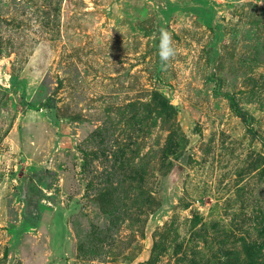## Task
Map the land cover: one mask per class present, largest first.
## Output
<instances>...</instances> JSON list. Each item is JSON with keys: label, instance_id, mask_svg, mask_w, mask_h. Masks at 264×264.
I'll list each match as a JSON object with an SVG mask.
<instances>
[{"label": "rangeland", "instance_id": "rangeland-1", "mask_svg": "<svg viewBox=\"0 0 264 264\" xmlns=\"http://www.w3.org/2000/svg\"><path fill=\"white\" fill-rule=\"evenodd\" d=\"M0 264H264V0H0Z\"/></svg>", "mask_w": 264, "mask_h": 264}, {"label": "clouds", "instance_id": "clouds-1", "mask_svg": "<svg viewBox=\"0 0 264 264\" xmlns=\"http://www.w3.org/2000/svg\"><path fill=\"white\" fill-rule=\"evenodd\" d=\"M158 56L160 61L167 65L175 57L176 49L173 46V40L170 32L165 28H160L158 33Z\"/></svg>", "mask_w": 264, "mask_h": 264}, {"label": "trees", "instance_id": "trees-1", "mask_svg": "<svg viewBox=\"0 0 264 264\" xmlns=\"http://www.w3.org/2000/svg\"><path fill=\"white\" fill-rule=\"evenodd\" d=\"M233 104H235L236 105V110H237V112H238V115L242 118V120L248 125V120H249V117H248V113L247 112H245V111H243L240 107H239V105H238V103L237 102H235V101H233ZM248 130H249V133H252V134H254V130L251 128V127H248Z\"/></svg>", "mask_w": 264, "mask_h": 264}]
</instances>
